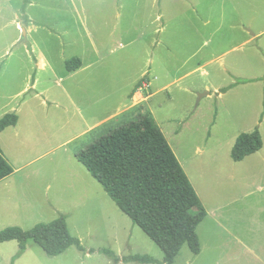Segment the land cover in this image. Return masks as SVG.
I'll return each mask as SVG.
<instances>
[{
  "label": "rangeland",
  "instance_id": "374dc122",
  "mask_svg": "<svg viewBox=\"0 0 264 264\" xmlns=\"http://www.w3.org/2000/svg\"><path fill=\"white\" fill-rule=\"evenodd\" d=\"M0 1V120L19 116L0 133L15 170L0 181V231L64 215L84 247L50 257L29 241L15 264L164 259L76 157L140 116L209 214L198 227L201 253L184 245L175 264H264V148L242 162L231 157L243 133L259 128L264 142V0H34L38 29L26 36L23 0ZM41 53L51 68L32 88L31 63ZM74 57L93 64L74 75L66 68ZM145 75L152 86L140 94ZM17 254L16 241L0 244V264Z\"/></svg>",
  "mask_w": 264,
  "mask_h": 264
},
{
  "label": "trees",
  "instance_id": "16d2710c",
  "mask_svg": "<svg viewBox=\"0 0 264 264\" xmlns=\"http://www.w3.org/2000/svg\"><path fill=\"white\" fill-rule=\"evenodd\" d=\"M30 0H23L21 13L28 22L27 7ZM82 66V60L74 57L66 61L69 72ZM19 116L6 114L0 120V133L16 127ZM264 147L259 128L243 133L232 149L231 157L242 162L260 152ZM78 161L103 187L117 207L127 215L164 253V259L132 255L126 263L175 264L184 245L198 256L201 242L198 227L208 216L200 201H196L184 174L174 165L157 132L147 118L140 116L91 143L77 154ZM15 170L0 151V181L14 174ZM16 241L19 244L12 264L25 253L29 241L36 243L48 256L58 257L76 246L84 250L80 239L72 236L67 217L39 223L25 230L19 226L0 231V244ZM116 261L118 258L110 251Z\"/></svg>",
  "mask_w": 264,
  "mask_h": 264
},
{
  "label": "crops",
  "instance_id": "0c3cea01",
  "mask_svg": "<svg viewBox=\"0 0 264 264\" xmlns=\"http://www.w3.org/2000/svg\"><path fill=\"white\" fill-rule=\"evenodd\" d=\"M31 1V3L28 5V7H27V16H28V22L24 25V35L26 36L28 33H31V34H33L34 32H35V30H37L38 29V27L37 26H35V20L32 18V16L30 15V12H29V9H31L33 6H34V4H35V1L34 0H30ZM13 3V1H10V3H7L6 5H4V6H7V9H8V7L9 6H11V4ZM3 6V10L2 11H5L6 9H5V7ZM2 9V1H0V10ZM12 9V8H11ZM16 20H17V26H18V30H20L19 28L21 27V25H20V23H19V19H20V17H19V8L17 7L16 8ZM22 14V13H21ZM22 31V30H21ZM160 34H161V32H160ZM248 42H250V39L249 40H245L242 44H245V43H248ZM96 47V46H95ZM97 48V47H96ZM28 50V52H27V54L28 55H30V50H29V48L27 49ZM96 50V49H95ZM97 51V50H96ZM32 52L35 54V52H34V50H32ZM36 59H37V63H31L30 61H29V63H31V71L29 72V78L27 79V82H29L30 81V79H31V84H34V86H32V88L33 87H37L38 86V83H39V76H40V73L41 72H45V71H47L49 68H51V66H50V62H49V59H48V57L44 54V53H41L40 55H36ZM81 60H82V66L80 67V69H78L77 71H75V72H70V73H72V74H74V75H76V74H78V73H80V71H85L86 69H89L90 68V66L93 64L92 63V61H91V64H85V61H84V59L83 58H80ZM29 65V64H28ZM154 67H157V64H154L153 65ZM204 69V66H199L198 68H197V70L198 71H201V70H203ZM196 71V70H195ZM190 74V73H189ZM36 75H37V79H36V81H34V79H35V77H36ZM155 80H158V77L157 76H155ZM177 80L178 79H176L175 80V83H178L177 82ZM172 83H174V82H172ZM172 83H170V84H167L166 86H165V89L167 88H170L173 84ZM27 90V89H26ZM138 95H137V93L135 94V96H133V97H129V103L128 104H126L125 105V107L124 108H126L127 110L126 111H129L130 109H133L134 108V103H133V99H135L136 97H137ZM149 98V97H148ZM145 99V98H144ZM147 100V99H146ZM133 103V104H132ZM17 108H19V106H17ZM114 116V115H113ZM19 123V122H18ZM93 128H94V125L93 126H91L87 131H85V132H89V133H91L92 132V130H93ZM264 148V147H263ZM262 151V150H261ZM257 154V153H256ZM252 156V155H251ZM250 157V156H249ZM229 204H232V203H230V202H226V203H221V205H220V212H222L223 210H225L226 209V207L229 205ZM209 215V214H208ZM223 226V225H222ZM224 228H225V225L223 226ZM237 239V238H236Z\"/></svg>",
  "mask_w": 264,
  "mask_h": 264
},
{
  "label": "built area",
  "instance_id": "2783aa9c",
  "mask_svg": "<svg viewBox=\"0 0 264 264\" xmlns=\"http://www.w3.org/2000/svg\"><path fill=\"white\" fill-rule=\"evenodd\" d=\"M152 86V80H150L149 76L146 75L142 78L140 86L138 88V92L140 94L149 93V88Z\"/></svg>",
  "mask_w": 264,
  "mask_h": 264
},
{
  "label": "water",
  "instance_id": "95a60500",
  "mask_svg": "<svg viewBox=\"0 0 264 264\" xmlns=\"http://www.w3.org/2000/svg\"><path fill=\"white\" fill-rule=\"evenodd\" d=\"M206 95H209V92H206L205 94H200V99H199V102L202 100V98Z\"/></svg>",
  "mask_w": 264,
  "mask_h": 264
}]
</instances>
